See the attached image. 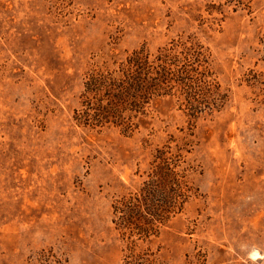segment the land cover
I'll use <instances>...</instances> for the list:
<instances>
[{"label":"rangeland","instance_id":"374dc122","mask_svg":"<svg viewBox=\"0 0 264 264\" xmlns=\"http://www.w3.org/2000/svg\"><path fill=\"white\" fill-rule=\"evenodd\" d=\"M180 41L207 102L173 86L128 133L74 121L90 71ZM163 161L186 202L131 245L112 205ZM203 262L264 264V0H0V264Z\"/></svg>","mask_w":264,"mask_h":264},{"label":"trees","instance_id":"16d2710c","mask_svg":"<svg viewBox=\"0 0 264 264\" xmlns=\"http://www.w3.org/2000/svg\"><path fill=\"white\" fill-rule=\"evenodd\" d=\"M186 45L180 41L158 50L156 55L139 49L127 56L118 69L90 71L83 84V111L76 113L74 121L90 128L113 126L125 134L130 119L145 117L153 98L172 94L169 89L173 86L183 88L190 109L194 102L206 101L198 93L209 89L199 87L200 83L210 86L208 80L200 79L207 75L204 71L198 73L192 64L194 61L202 66L206 63L205 55L198 45ZM183 186L175 166L163 161L137 195L121 197L112 205L116 229L131 245L135 240L156 237L160 226L182 210L187 199Z\"/></svg>","mask_w":264,"mask_h":264}]
</instances>
